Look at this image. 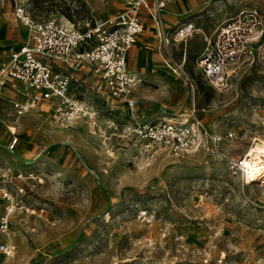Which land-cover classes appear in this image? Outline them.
I'll return each instance as SVG.
<instances>
[{
	"label": "rangeland",
	"instance_id": "374dc122",
	"mask_svg": "<svg viewBox=\"0 0 264 264\" xmlns=\"http://www.w3.org/2000/svg\"><path fill=\"white\" fill-rule=\"evenodd\" d=\"M131 1L0 0V65L30 37L18 7L35 21L83 25L105 21ZM164 1L168 26L191 21L199 30L173 48L179 61L187 51L193 91L161 60L144 9L146 28L131 53L141 51L154 73L138 68L133 111L97 91L101 79L91 65L69 71L61 63L91 116L56 124L45 106L12 116L11 102L24 92L16 80L18 94L3 102L11 114L0 124L1 134L10 128L3 133L9 139L0 140V169L2 178L7 167L23 177L13 183L17 211L0 232V264H264V182L244 184L232 165L264 138V60L232 74L223 90L211 87L198 66L204 35L243 10L264 14V0ZM134 62L130 54L132 69ZM165 116L197 119L220 140L183 157L139 144L131 125ZM14 136L19 141L10 151Z\"/></svg>",
	"mask_w": 264,
	"mask_h": 264
},
{
	"label": "built area",
	"instance_id": "2783aa9c",
	"mask_svg": "<svg viewBox=\"0 0 264 264\" xmlns=\"http://www.w3.org/2000/svg\"><path fill=\"white\" fill-rule=\"evenodd\" d=\"M164 7V0H153L152 5L149 0H132L125 11L105 21L71 26L55 19L35 21L24 7H18L15 14L29 26L30 37L11 52L7 63L0 65V87L9 79H15L30 91L24 102L13 103L15 115L45 106L51 109V117L56 124L91 116L84 102L72 94V79L56 66L59 62L73 70L84 63L91 65L101 79L97 91L131 107L132 92L141 79L129 70L127 56L145 29L141 9L148 10L164 47L171 42H186L199 31L192 22H186L173 31H165L162 19ZM204 44L198 66L211 87L223 90L228 87L232 74L264 60V14L256 9L243 10L204 35ZM164 63L172 73L182 74L190 80L185 71V56L180 61L170 56ZM191 89L194 90L192 81ZM131 126L130 130L139 144L146 148L155 146L179 157L210 150L212 141L215 144L220 140V137L210 136L197 119L170 121L161 118L136 121ZM229 136L233 133L230 132ZM18 141V137H12L8 150L14 151ZM246 158L244 155L232 162L233 168L242 176L246 172ZM3 172L4 178L0 169V212L5 205L0 215V232L6 233L10 216L17 209L13 183L23 175L15 173L11 167ZM16 190L18 192V186ZM20 191L23 192V189ZM146 214L142 211L141 217ZM5 247L2 244L1 248Z\"/></svg>",
	"mask_w": 264,
	"mask_h": 264
},
{
	"label": "crops",
	"instance_id": "0c3cea01",
	"mask_svg": "<svg viewBox=\"0 0 264 264\" xmlns=\"http://www.w3.org/2000/svg\"><path fill=\"white\" fill-rule=\"evenodd\" d=\"M142 9H144L146 12H147V14H149V12H148V10L146 9V8H142ZM142 9H141V12H140V15H141V18H142V21H143V23H144V26H145V28H146V17H145V14H144V12H142ZM150 15V14H149ZM171 15H174L175 16V14H173V13H171ZM169 18H173L174 19V17H172V16H169ZM150 19H151V21L154 23V21H153V19L150 17ZM162 19H163V13H162ZM187 22H191V21H187ZM163 23H164V28H165V31H167V32H170V31H173V30H175L176 28H178L179 26H181L182 24H184V23H186V22H184V23H182V24H180L179 26H177L176 28H173V27H170V26H168L167 25V23H166V21L165 20H163ZM154 25V29H155V34H157V36H158V38H159V47H158V54H159V56L161 57V60L164 62V60L166 59V58H168V57H170V56H172L173 58H175V56H174V51H173V48H174V46L175 45H179V44H181V43H175V42H171V44H169V46L168 47H164L163 46V44H162V42H161V39H160V37H159V34H158V31H157V28H156V25H155V23L153 24ZM147 40V37L146 38H143V41H146ZM21 45H23V44H21ZM21 45H19L18 47H20ZM158 45V44H157ZM205 46V45H204ZM17 47V48H18ZM17 48H15V49H17ZM15 49H13V50H15ZM12 50V51H13ZM133 50V48L129 51V53H128V56H127V64H128V67H129V70L131 71V72H133L134 74H136L138 77H139V75L137 74V71L139 72L140 70H138V68H140V69H146L145 70V72L144 73H154V72H152V70H151V67H149L148 66V68H145V66H146V64L147 65H149V63H147L145 60H144V56L142 55V53H141V51H139V50H137V48L136 49H134V51L131 53V51ZM203 50H204V48H203ZM11 51V52H12ZM11 52H10V54H9V56H8V58H7V62L9 61V59H10V55H11ZM203 52V51H202ZM201 52V53H202ZM130 54H131V56H132V58L133 57H135V62H134V65L132 64V66H134L135 68H131L130 67V65H129V58H130ZM186 55H187V51H186V53H185V57H186ZM183 56V57H184ZM182 57V58H183ZM176 59V58H175ZM177 60V59H176ZM182 60V59H181ZM6 62V63H7ZM60 70H62L61 69V62H59V63H57V65H56ZM91 68H92V70H93V72H95V73H97L96 71H95V69L91 66ZM67 69L69 70V71H73V69H69L68 67H67ZM66 73V72H65ZM98 74V73H97ZM69 75V74H68ZM99 75V74H98ZM100 76V75H99ZM140 78V77H139ZM142 82V81H141ZM140 82V83H141ZM22 84V83H21ZM21 84H19V83H17L16 82V80L15 79H9L8 81H7V83L4 85V86H2V87H0V124L2 123V121L4 120L3 118H4V116L5 115H10L11 113L9 112V110L8 109H6V107H5V105H4V101L5 100H7V95L8 94H10V95H12V96H16L17 94H18V91H19V85H21ZM140 85V84H139ZM139 85L137 86V88L132 92V95H131V100H132V102H133V105L130 107V106H128L127 104V106L129 107V109L130 110H134V107H135V104H136V97H135V93H136V91H137V89L139 88ZM22 88H23V90H24V92H22V95H23V100H17V99H14L12 102H11V109H12V116H13V114H14V116H15V111H14V108H13V103H15V102H24L25 101V99H26V96L30 93V91L22 84ZM158 119H161V118H158ZM158 119H155V120H158ZM155 120H147V121H155ZM3 133H5V132H2V134ZM1 133H0V135H2ZM3 136H4V134H3ZM5 138H6V136H4L3 137V139H0L1 140V142L4 144L9 138H7L6 139V141H5ZM11 142V139L9 140V142L6 144V148L8 147V145H9V143ZM17 147V146H16ZM8 149V148H7Z\"/></svg>",
	"mask_w": 264,
	"mask_h": 264
},
{
	"label": "bare ground",
	"instance_id": "6f19581e",
	"mask_svg": "<svg viewBox=\"0 0 264 264\" xmlns=\"http://www.w3.org/2000/svg\"><path fill=\"white\" fill-rule=\"evenodd\" d=\"M66 26H71V25H66ZM163 119L170 120V121H186L187 120L185 118L184 119H180V118L172 119V118H169L168 116L163 117ZM9 129L10 128L8 125L4 127L5 132H8ZM244 155L247 156L246 172L242 176L244 184L253 185L254 183L264 182V138L263 137L255 138L252 144H250L248 148L246 149ZM16 211H13L12 213ZM7 253L10 254L12 253V251L8 250Z\"/></svg>",
	"mask_w": 264,
	"mask_h": 264
}]
</instances>
